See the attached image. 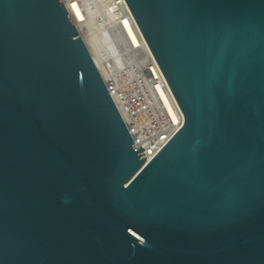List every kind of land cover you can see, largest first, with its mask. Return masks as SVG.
Here are the masks:
<instances>
[{
	"label": "water",
	"instance_id": "95a60500",
	"mask_svg": "<svg viewBox=\"0 0 264 264\" xmlns=\"http://www.w3.org/2000/svg\"><path fill=\"white\" fill-rule=\"evenodd\" d=\"M183 121L145 162L62 0H0V264H264V0H125Z\"/></svg>",
	"mask_w": 264,
	"mask_h": 264
},
{
	"label": "built area",
	"instance_id": "2783aa9c",
	"mask_svg": "<svg viewBox=\"0 0 264 264\" xmlns=\"http://www.w3.org/2000/svg\"><path fill=\"white\" fill-rule=\"evenodd\" d=\"M92 1L99 6L101 21L90 29L85 22ZM62 2L129 132L132 146L143 147L139 153L143 152L140 156L145 155L147 162L180 127L183 113L126 1Z\"/></svg>",
	"mask_w": 264,
	"mask_h": 264
},
{
	"label": "bare ground",
	"instance_id": "6f19581e",
	"mask_svg": "<svg viewBox=\"0 0 264 264\" xmlns=\"http://www.w3.org/2000/svg\"><path fill=\"white\" fill-rule=\"evenodd\" d=\"M74 5V4H73ZM75 7V6H74ZM88 18L87 21L85 22V25H87V27H90V29H92L93 27H95L96 25H100V13H99V6L97 5V3H95L94 1L88 3ZM75 13L77 14V16L80 14L78 13V11L75 10ZM102 32V30H99Z\"/></svg>",
	"mask_w": 264,
	"mask_h": 264
}]
</instances>
